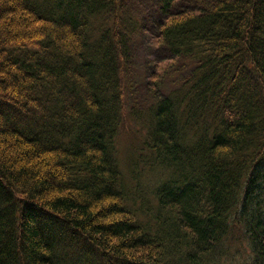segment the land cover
I'll return each instance as SVG.
<instances>
[{
	"label": "trees",
	"instance_id": "trees-1",
	"mask_svg": "<svg viewBox=\"0 0 264 264\" xmlns=\"http://www.w3.org/2000/svg\"><path fill=\"white\" fill-rule=\"evenodd\" d=\"M231 227L264 264V0H0V264H223Z\"/></svg>",
	"mask_w": 264,
	"mask_h": 264
},
{
	"label": "rangeland",
	"instance_id": "rangeland-1",
	"mask_svg": "<svg viewBox=\"0 0 264 264\" xmlns=\"http://www.w3.org/2000/svg\"><path fill=\"white\" fill-rule=\"evenodd\" d=\"M153 32H150L147 36L140 37L137 46V62L139 65V77H140V89H139V100L138 102H133L131 99L129 100L131 105H135L139 110H144L146 112V108L151 103L147 98V87L146 84L152 81L151 78H148V73L146 72V64L150 66V68L157 67L158 70L166 69L169 70L170 66L173 64L172 62H157V58L155 55L156 45H158V39L155 37ZM156 69V68H155ZM151 70L149 69V73ZM172 71L169 72L168 77H166L164 82L165 91L173 89V78L171 75ZM147 79V80H146ZM151 86V84L149 85ZM164 91V90H163ZM136 101V100H135ZM146 138V129L144 128L141 122H138L137 119H131L128 115L124 120V125L121 130L119 139H118V148H119V160L121 164V169L125 174L127 180L134 182L135 174H133L132 170L134 168V164L137 160H139L142 155V149L144 148V142ZM147 178H145L146 180ZM143 182L144 179H143ZM241 235V231L238 227H231L229 230V234L226 239L223 241V250L222 252L225 254L224 258L217 256L216 261H221L223 264H241L245 260H247V250L245 241H238L237 236Z\"/></svg>",
	"mask_w": 264,
	"mask_h": 264
}]
</instances>
